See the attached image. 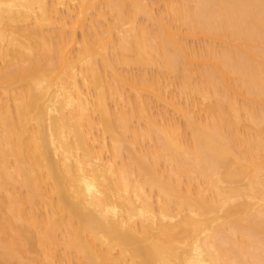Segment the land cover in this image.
I'll use <instances>...</instances> for the list:
<instances>
[{
  "label": "bare ground",
  "instance_id": "1",
  "mask_svg": "<svg viewBox=\"0 0 264 264\" xmlns=\"http://www.w3.org/2000/svg\"><path fill=\"white\" fill-rule=\"evenodd\" d=\"M0 264H264V0H0Z\"/></svg>",
  "mask_w": 264,
  "mask_h": 264
}]
</instances>
